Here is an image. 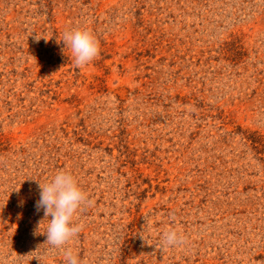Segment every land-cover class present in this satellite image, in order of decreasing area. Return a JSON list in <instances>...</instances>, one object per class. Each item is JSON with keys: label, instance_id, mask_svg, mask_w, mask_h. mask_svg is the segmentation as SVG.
Returning <instances> with one entry per match:
<instances>
[{"label": "rangeland", "instance_id": "rangeland-1", "mask_svg": "<svg viewBox=\"0 0 264 264\" xmlns=\"http://www.w3.org/2000/svg\"><path fill=\"white\" fill-rule=\"evenodd\" d=\"M60 171L80 264H264V0H0V264H65L35 207Z\"/></svg>", "mask_w": 264, "mask_h": 264}, {"label": "clouds", "instance_id": "clouds-1", "mask_svg": "<svg viewBox=\"0 0 264 264\" xmlns=\"http://www.w3.org/2000/svg\"><path fill=\"white\" fill-rule=\"evenodd\" d=\"M63 44L70 49L77 68L86 67L99 54L97 40L86 29L65 31ZM39 188L40 198L35 207L37 212L43 210V220L48 221L43 233L47 237L45 244L53 250H62L65 264H80L78 257L65 246L82 230L83 226L74 223V218L82 206L90 203L86 193L78 186L74 177L64 171L58 172L51 181L43 185L39 183ZM185 242L184 235L177 229H168L161 235L163 248H178Z\"/></svg>", "mask_w": 264, "mask_h": 264}]
</instances>
